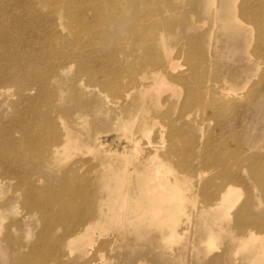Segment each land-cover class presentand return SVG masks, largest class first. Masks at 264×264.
<instances>
[{"label": "bare ground", "instance_id": "1", "mask_svg": "<svg viewBox=\"0 0 264 264\" xmlns=\"http://www.w3.org/2000/svg\"><path fill=\"white\" fill-rule=\"evenodd\" d=\"M8 1L7 4L5 0L0 2V109H4V113L10 112L8 123L0 118V172L15 180L11 185L20 193L21 197L18 198L24 200L23 203L18 198L14 201L15 205L21 203L20 222H24L28 228L23 240L31 237L32 219L36 218V223L43 225L40 233L36 234V244L28 247L20 242L9 255L19 261L32 259L33 264L38 256L41 262L38 260L35 264H62L61 249L73 251L82 247L74 254H77L80 264H92V261L86 260L89 255L87 247L92 243V235L103 229L101 221L109 223L116 233L130 231L136 239L145 237V232L151 230H159L161 240L176 239L180 234L181 216L191 200L189 196L186 197L183 188L192 177L188 176L192 170L184 169L182 165L188 164L196 156L189 149L179 151L178 131L173 127V120H170L172 108L166 111L164 108L170 107L172 100H179L189 93L192 95L187 98L189 102L186 104L191 107L205 105L211 91L216 94L213 102H229L233 93L238 92L237 87L231 88L232 84L225 80L220 86H201L200 82L192 84V78L186 77V71L179 70L182 67L179 61L190 56L194 44L178 42L181 45L177 46L181 32L171 23L177 9L173 0H166V6L158 3L160 0H149L147 15L137 13L144 0H48L53 1L55 8L50 13L53 18L48 21L46 29L34 28L41 20H30L23 24V30L18 17L13 18V23L9 22L10 29H6L5 23L11 11H16L18 7L15 0ZM180 1L184 4L186 0ZM199 1V8L202 6L208 15L212 14V9L206 4L210 0ZM33 8L30 9L31 16L37 15ZM263 8L264 3L261 4ZM258 11L260 7L255 9L245 5L239 12L226 16H254ZM194 14L192 12L190 17L195 18ZM191 20L196 23L195 19ZM36 28L39 29L35 32ZM21 31H24L23 35ZM26 31H33L35 35L27 38ZM200 44L203 47V43ZM45 47L46 54L39 50ZM173 47L177 48L176 53ZM152 53L161 55L162 62L150 67L146 65V58ZM122 56L127 59L135 56L133 65L128 66ZM45 64L49 66V72L44 76L38 75L37 67ZM74 65L79 67L81 75L78 74V77L90 75V83L85 84L82 78H76L73 83L116 109L110 123L125 129L131 151L129 154L125 150L120 153L117 147L121 145L116 143L115 150L108 148L109 151L103 152L99 150L104 149L102 143L94 140L93 148L98 146L95 153H81L75 164L65 170L64 161L71 159L74 150L86 149L89 141L86 143L83 137L77 136L73 129L75 127L57 111V98L54 100L52 95L57 97L59 92L54 91L51 95L47 88L49 84L67 76ZM93 65H97L96 69ZM190 68L194 75L200 66L191 65ZM28 84L30 86L25 87ZM15 85L17 93H13V88L11 90V86ZM113 96H117L119 101L111 99ZM78 115L79 120L85 118L84 113ZM150 129H157L160 135L166 130L165 137L169 142L166 151L157 150L164 148L163 143L148 151L146 143L136 139L139 131L146 133ZM132 152L144 155L141 164L131 165ZM86 154L92 155V161L97 162L96 167L88 171H84L86 162L82 160ZM82 172L85 177V174L90 177L87 185L71 188L70 178ZM201 172L198 171L202 176ZM2 183L3 179H0V195L8 190ZM95 187L96 191L93 190ZM231 189L232 186L224 189L216 201L204 209L225 207L228 199L233 197L229 194L230 191L232 193ZM221 211L225 214V209ZM214 234L213 228L208 226L204 235L206 241L209 238L208 242H211ZM12 240L7 237L1 243L8 244ZM51 243L52 246L49 245ZM3 252V249L0 250L2 256L7 255L6 251Z\"/></svg>", "mask_w": 264, "mask_h": 264}, {"label": "rangeland", "instance_id": "2", "mask_svg": "<svg viewBox=\"0 0 264 264\" xmlns=\"http://www.w3.org/2000/svg\"><path fill=\"white\" fill-rule=\"evenodd\" d=\"M19 1L15 0L18 7L16 11H11L8 21L5 23L6 29H10L9 22L13 23L17 17L22 21V30L23 24L27 21L30 22V20H41V23L34 25V28L46 29L49 24L48 21L53 18L50 13L55 8L54 0ZM194 1L196 2L186 0V3L183 4L180 0H173L174 6L177 5L175 16L179 19L171 18V23L181 32L180 36H182L178 37L177 46L181 45H178V42L182 44L192 42L194 44V48L192 47L189 52V54L191 53L190 56L193 54L194 57L188 56L189 58L180 60L182 67L179 70L186 71V77L192 78V84L200 82V85L205 84L208 87L214 84L220 86L225 80L229 85L232 84L231 88L237 87L235 89L238 92L234 89L237 93L235 94L233 91L232 100L221 103L212 101L216 94L215 91H211L204 103L205 105H195V107L186 104L189 102L187 98L192 94L189 93L188 96L184 94L179 100H172L170 107L164 108L165 111L172 108L170 113L174 117L172 116L170 120H173V127L178 131L180 140L178 144L181 145L179 151L189 149L196 156L188 164L182 165L184 169L192 170L190 171L191 174L188 175L192 177L187 180L183 188L186 197L189 196L191 200L187 205L185 214L181 216L182 222L178 228L180 234L177 238L161 240L159 237L162 233L159 230H151L145 232V237L136 239L130 234V231L116 233L117 231L113 230L109 223L101 221L103 229L100 228L92 235V243L87 247L89 255H87L86 260L92 261V264H264V8L261 9L264 0H210L206 2L212 9L210 15L202 6L199 8L197 5L199 0ZM5 3H9V1L5 0ZM158 3L163 6L167 5L166 0H160ZM245 5L255 9L260 7V11L256 12L254 16L252 14L250 16L239 15L238 18H233V15L226 16L229 13L239 12ZM33 6L37 15L31 16L30 9ZM148 8L149 0H144L137 8L139 11L137 13L147 15ZM61 12H65V10H61ZM192 12L195 13L193 15L195 18L190 17ZM191 19H195L196 23ZM203 20L205 22L200 23ZM190 28L192 29L190 30ZM38 29H34L35 32ZM33 31H26V37L32 38L35 35ZM20 33L23 35L24 31ZM200 43H203V47ZM46 49L47 47L39 50L46 54ZM176 49L173 47L174 53H176ZM38 53L41 54V52ZM134 57L131 56L127 59L122 56L125 62H128V66L133 65ZM160 62H162L161 55L152 53L146 58V65L150 67ZM190 64L200 66L195 71L199 73L194 72L193 75ZM96 66L93 65V68L96 69ZM37 69L38 75L41 76L46 75L50 70L47 64L39 65ZM71 70L67 72V76L64 75L66 78L63 77L56 83L49 84L47 88L51 95L54 91L59 92L57 97L52 95L54 100L57 98V111L61 113L64 120L75 127L73 129L77 136L83 137L86 143L89 141L86 149L74 150L70 155L71 159H68L69 162L64 161L65 170L75 164L81 153L89 151L95 153L98 146L93 148L94 140L102 143L104 149L99 148V150L103 152L108 148L115 150L116 143H119L121 146L117 147L118 151L122 153L125 150V153L129 154L131 151L130 143L127 141L128 134H126L125 129L110 123V120L116 115V109L107 106L95 94L85 93L73 83L76 78H82L85 84H89V74L78 77L81 74H79L77 65H74ZM195 75L198 76L195 78ZM9 84L13 85L12 82ZM15 86H11L13 93L18 92L17 85ZM29 86L30 84L25 87ZM111 99L119 101L117 96H113ZM3 111L4 109H0V118L8 123L10 112L4 113ZM80 113L85 114V118L82 120L77 118ZM140 132L143 131H139L136 139L146 143L148 151L159 147L161 143H163L164 148L157 149L158 152H162L163 149L167 150L169 142L165 137L166 130L161 135L158 134L157 129H150L146 133ZM145 151L147 150L145 149ZM131 154V165L142 163L144 158L142 153L132 152ZM84 157L85 159H82L86 162L84 171L96 167L97 162L92 161V158L94 159L92 155L86 154L82 156V158ZM199 170L202 171V176L198 173ZM83 173L81 175L74 174L70 178L71 188H81L87 185L90 177L87 174L85 177ZM198 175L201 177L199 178ZM0 179H3L2 186L8 189L5 194L0 195V202L5 201L4 204H0L2 227L0 250L3 249L7 254L2 256L0 253V264H33L32 259L14 260L9 254L14 252L15 245L20 242L23 246L28 247L33 243L36 244V234L40 233L43 225L37 224L36 218L32 219L34 225L31 237L29 240H23L24 232L28 231V228L24 222L22 224L20 222L21 203L15 205L14 202L21 195L11 185L15 183L14 179L1 175V172ZM45 185L46 182L43 186ZM229 185L233 189H231L232 193L230 191L229 194L233 197L228 199V204L225 207L216 210L214 208V210L204 209L213 204L220 193L230 187ZM96 188L93 190L96 191ZM18 199L23 203V198ZM224 209L226 217L221 211ZM178 219L179 217H177ZM210 224L214 225L211 226ZM208 226L215 231L211 237V242H208L209 238L206 241V236H204ZM7 237H11L13 240L8 244L1 243ZM52 244L49 245L52 246ZM79 250H82V247L73 251L67 248L61 249L62 264H80V259L77 258V254H74ZM22 252H25V249H22ZM38 260L41 262L39 256L35 261L38 262Z\"/></svg>", "mask_w": 264, "mask_h": 264}]
</instances>
